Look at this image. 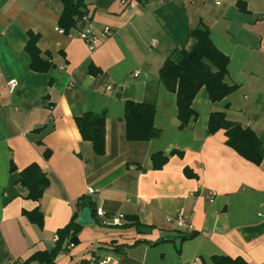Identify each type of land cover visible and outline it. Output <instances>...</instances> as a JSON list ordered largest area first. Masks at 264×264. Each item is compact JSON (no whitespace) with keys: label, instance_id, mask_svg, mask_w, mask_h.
Here are the masks:
<instances>
[{"label":"crops","instance_id":"obj_1","mask_svg":"<svg viewBox=\"0 0 264 264\" xmlns=\"http://www.w3.org/2000/svg\"><path fill=\"white\" fill-rule=\"evenodd\" d=\"M62 10L60 0H0V264H39L27 260L54 248L56 232L75 213L80 217L79 200L105 217L94 215L92 225L82 226L77 244L54 264H76L92 253L119 264L108 243L137 239L124 252L138 264H215L217 257L264 264L258 217L264 213V158L258 166L243 159L226 145L224 130L206 134L210 114L224 111L264 146V0H85L94 51L78 38L80 24L61 32ZM200 26L228 57L225 80L237 90L211 103L201 89L191 104L197 118L180 128L176 94L159 74L167 59L177 63L191 50L190 32ZM105 28L112 35L103 38ZM29 33L49 65L44 72L31 68ZM9 81L17 83L13 93ZM129 101L154 106L158 138L125 140ZM86 112L105 113L102 156L77 129L75 119ZM157 154L166 158L160 169L152 158ZM33 163L50 182L38 202L19 184ZM36 207L42 228L23 215ZM179 213L192 233L168 221ZM119 215L120 225H111Z\"/></svg>","mask_w":264,"mask_h":264},{"label":"trees","instance_id":"obj_2","mask_svg":"<svg viewBox=\"0 0 264 264\" xmlns=\"http://www.w3.org/2000/svg\"><path fill=\"white\" fill-rule=\"evenodd\" d=\"M63 10L59 18V28L64 34H69L72 29L79 27L80 19L87 14L85 0H60ZM143 2L145 0H136ZM242 6V3H239ZM242 10L245 11L244 5ZM81 25V24H80ZM194 44L190 51H183L181 59L174 63L166 60L160 70V79L167 91L176 94L177 118L180 128H185L191 120L197 118L191 104L197 93L205 89L207 98L211 103L224 100L237 90V85L229 84L225 78L227 75L228 57L221 53L209 39L206 26L194 28L190 32ZM38 37L29 33V41L26 51L31 58V68L37 72L48 70L49 65L39 59V51L36 47ZM41 65L38 66V65ZM155 109L153 105L145 103L126 102L124 107V138L128 142H149L159 137V131L154 127ZM77 129L83 141L91 144L93 152L97 156L105 153V113L99 114L86 112L75 119ZM219 130L225 131L226 145L232 148L246 161L258 166L264 158L263 142L250 129L242 128L236 121L227 118L224 111H214L209 116L207 135L215 134ZM45 159L49 157V151L43 153ZM152 158L155 168L160 169L166 158L157 154ZM19 184L27 191L26 198L38 202L44 191L49 187V179L46 173L36 164H30L20 173ZM79 202V203H78ZM77 202V210L81 207H90L91 203ZM96 211V210H95ZM23 215L32 224L42 228L43 215L38 207L32 211H24ZM95 212L93 211V216ZM77 213L71 221L56 232V241L53 249L34 253L28 261H37L39 264H54L59 253L69 251L77 244L78 234L82 226L77 224ZM127 225H123L126 227ZM129 227L135 228L137 234L143 235L142 227L136 221H131ZM190 235V234H189ZM180 237V239L191 238ZM142 239H137L132 245L121 244L116 241L108 243L110 251L119 256V264H138L124 252L125 247H132ZM91 259H81L76 264H99L101 261L95 253ZM215 264H246L241 259L228 257L213 258ZM26 263V262H25ZM24 263V264H25Z\"/></svg>","mask_w":264,"mask_h":264},{"label":"built area","instance_id":"obj_3","mask_svg":"<svg viewBox=\"0 0 264 264\" xmlns=\"http://www.w3.org/2000/svg\"><path fill=\"white\" fill-rule=\"evenodd\" d=\"M122 1L123 3H126L127 0H119ZM217 3H219V0H217ZM80 24L81 27L77 32V36L78 38H80L88 47L89 51H94L96 49V36L94 33V28L91 24V19L90 16L88 14H85L81 19H80ZM62 32V31H61ZM111 30L109 28H105L102 32V37L106 38L108 36H111ZM137 75V74H136ZM135 75V76H136ZM8 87H9V92L13 93L15 87L17 86V83L15 81H9L7 83ZM90 194V192H89ZM214 196V193L210 194L207 198L209 200H211ZM95 216L99 219H104V212L101 209H96L95 211ZM258 217L264 222V213H259ZM123 216L119 215L116 217H112L109 221L110 224L113 226H117L120 225V222L122 221ZM104 221V220H103ZM169 222H175L176 225L179 228L184 229L187 233H192L191 232V226L188 223V219L185 216V214L183 213H179L175 219H168ZM110 262V258L109 257H105L104 259H102L99 264H108ZM9 264H15L13 262H10Z\"/></svg>","mask_w":264,"mask_h":264},{"label":"water","instance_id":"obj_4","mask_svg":"<svg viewBox=\"0 0 264 264\" xmlns=\"http://www.w3.org/2000/svg\"><path fill=\"white\" fill-rule=\"evenodd\" d=\"M93 214L92 211L89 207H84L81 209L80 211V217L77 220V224L79 226H90L93 224ZM181 246V242L180 241H176L175 242V247L177 250L180 249Z\"/></svg>","mask_w":264,"mask_h":264},{"label":"rangeland","instance_id":"obj_5","mask_svg":"<svg viewBox=\"0 0 264 264\" xmlns=\"http://www.w3.org/2000/svg\"><path fill=\"white\" fill-rule=\"evenodd\" d=\"M109 37V36H108Z\"/></svg>","mask_w":264,"mask_h":264}]
</instances>
